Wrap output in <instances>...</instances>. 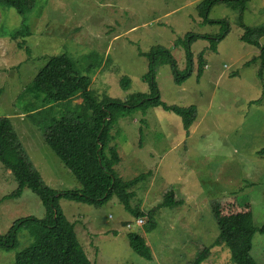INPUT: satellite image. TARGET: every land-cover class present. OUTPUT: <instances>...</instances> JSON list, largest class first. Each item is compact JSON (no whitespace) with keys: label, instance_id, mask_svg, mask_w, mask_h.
<instances>
[{"label":"rangeland","instance_id":"obj_1","mask_svg":"<svg viewBox=\"0 0 264 264\" xmlns=\"http://www.w3.org/2000/svg\"><path fill=\"white\" fill-rule=\"evenodd\" d=\"M201 1L35 0L24 16L0 6V117L10 120L20 137V150L45 185L56 192L80 188L43 140L49 117L30 116L28 109L23 110L34 99L28 88L49 57L67 55L73 70L90 78V89L98 99L124 100L133 92L145 93V53L152 46L170 50L177 70L183 71L185 49L175 42L186 34H219L221 24H204L198 16L196 6ZM208 19L225 20L227 31L214 41L213 50L205 39L190 43L192 71L185 81L175 84L167 64L155 74L162 102L195 107L196 120L188 133L178 116L160 107L148 109L144 116L138 111L121 117L110 132V144L120 158L113 167L116 174L123 180L144 175L132 188L130 206L146 212L169 190L182 204L157 209L155 228L147 233V218L140 217L144 224L136 226L137 219L114 196L98 207L58 201L92 264H190L196 252L207 246L201 264H233L224 246L212 244L218 228L211 207L223 196L249 203L255 230L264 225V154H259L264 148V67L258 61L245 65L258 50L240 40L239 25H264V0L247 2L241 20L236 11L222 5L213 6ZM16 32L18 36L11 38ZM259 44L264 46V36ZM200 52L204 66L197 78ZM122 77L129 80L127 90L119 85ZM260 98L261 102H253ZM80 102L74 98L66 105L74 109ZM16 188L14 178L0 164V200ZM44 215L39 198L24 188L20 196L0 201V235L21 218ZM129 232L144 239L151 261L130 249ZM29 243L27 232L20 230L17 246L0 250V264H13L15 254ZM250 255L256 264H264V232L254 233Z\"/></svg>","mask_w":264,"mask_h":264},{"label":"trees","instance_id":"obj_2","mask_svg":"<svg viewBox=\"0 0 264 264\" xmlns=\"http://www.w3.org/2000/svg\"><path fill=\"white\" fill-rule=\"evenodd\" d=\"M249 1L202 0L196 6L197 14L204 24H221L219 34L213 37L186 34L182 40L175 42L183 45L185 49L187 66L183 71L177 70L170 50L160 45L152 46L145 53L147 72L143 81L147 84V92H133L124 100L106 96L98 99L90 89V78L76 73L67 55L49 57L28 88L34 92V99L28 101L23 110L28 109L30 116L44 113L49 117L42 129L43 140L75 178L80 188L56 192L45 185L27 155L20 150L19 137L10 120L0 117V164L17 183L13 193L0 201L18 197L26 188L39 198L45 209L43 218H21L11 225L5 235H0V250L10 251L17 246L18 232H27L30 243L15 254L13 264H92L76 237L74 224L61 212L58 204L60 198L98 207L114 196L135 219L147 218L144 225V232L147 233L155 228L153 219L157 209L173 208L182 204L181 200H175V192L169 190L163 194L158 205L146 212L138 207L132 208V188L144 175L123 180L116 174L113 167L118 164L120 158L116 147L110 144L113 140L110 132L119 118L138 111L144 116L148 109L160 107L178 116L182 129L187 134L196 120V109L193 105L179 107L162 102L155 82L156 69L165 64L169 65L174 83L182 84L192 71L190 43L198 38L205 39L213 50L214 41L221 39L227 31L225 20L208 19L210 9L215 5H222L236 11L238 20H241ZM34 3L35 0H0V6L12 8L19 16L27 14ZM239 25L243 30L240 40L258 50V55L245 65L258 61L260 67H264V46L259 44V38L264 36V25L245 27L240 22ZM16 36L17 32L12 33L10 37ZM202 54L203 52L198 54L197 78L203 71ZM258 76H261V72ZM119 85L123 90H127L129 80L122 77ZM74 98H79L81 102L74 109H69L66 104ZM253 102H261V98ZM259 154H264V148ZM211 211L218 228L217 237L212 244L224 246L233 264H256L250 255L251 240L256 231L264 232V225L255 230L249 203H240L233 196H223L213 202ZM126 236L130 249L136 255L148 261L152 260L151 251L141 236L132 232ZM208 250L207 246L197 251L190 264H201L207 258Z\"/></svg>","mask_w":264,"mask_h":264},{"label":"built area","instance_id":"obj_3","mask_svg":"<svg viewBox=\"0 0 264 264\" xmlns=\"http://www.w3.org/2000/svg\"><path fill=\"white\" fill-rule=\"evenodd\" d=\"M135 224H136V225H141V224H143L142 219H138V220H136V221H135Z\"/></svg>","mask_w":264,"mask_h":264},{"label":"bare ground","instance_id":"obj_4","mask_svg":"<svg viewBox=\"0 0 264 264\" xmlns=\"http://www.w3.org/2000/svg\"><path fill=\"white\" fill-rule=\"evenodd\" d=\"M138 220V219H137ZM136 226H142V224L141 225H136Z\"/></svg>","mask_w":264,"mask_h":264},{"label":"crops","instance_id":"obj_5","mask_svg":"<svg viewBox=\"0 0 264 264\" xmlns=\"http://www.w3.org/2000/svg\"><path fill=\"white\" fill-rule=\"evenodd\" d=\"M18 135V134H17ZM19 136V135H18ZM20 138V137H19Z\"/></svg>","mask_w":264,"mask_h":264}]
</instances>
